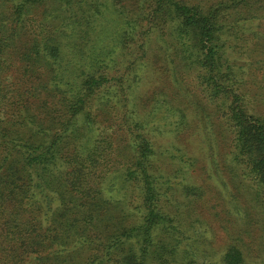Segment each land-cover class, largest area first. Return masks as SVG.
Masks as SVG:
<instances>
[{"label":"trees","instance_id":"trees-1","mask_svg":"<svg viewBox=\"0 0 264 264\" xmlns=\"http://www.w3.org/2000/svg\"><path fill=\"white\" fill-rule=\"evenodd\" d=\"M0 1L3 3L0 8V177L8 178L0 182V264H74L62 259V250L66 251V245L76 238L77 244H90L105 251L108 259L113 254V264H148V259L159 264H176L174 259L167 260L164 252L167 250L170 257L174 256L170 244L172 238L175 241L177 238L175 231L165 227L167 213L160 208L157 177L150 172L153 152L149 140L142 134L133 138L134 152L124 159L113 129L104 127L102 132L83 134L81 127L73 125L82 116L87 126L93 125L97 116L90 114L94 98L109 99L112 84L107 82L115 77L105 69L113 60L108 53L110 43L114 42L113 47L120 42L128 45L126 53H136L141 48L144 54L149 50L143 26L137 28L131 20L133 17L125 24L132 36L144 37V40L135 39L137 48H130L128 41H113L112 36L108 44L99 45L96 41L90 49L93 52L82 57L87 67L81 71L78 61L74 62L76 54L64 57V46L61 51L60 45L52 40L66 31L77 35L85 25L73 20L68 22L69 28L53 22L48 26L44 17L32 12L35 7H42L45 0ZM56 1L62 4V0ZM142 1L150 13L148 21L166 29L164 35H171L170 51L191 58L202 86L214 101L223 105L219 109L231 134L233 159L242 165L264 196V62L256 67L263 60L251 58L250 74H247L229 59L228 50V42L236 39V35L240 36L238 39L244 36L247 41L250 39L241 32L245 24L253 19L264 20V0ZM78 7L82 9L83 4ZM80 17H84V10ZM163 42L168 41L163 39ZM246 76L251 78L248 84L253 83L254 89L246 85ZM50 123L65 126L55 127L53 134L70 128L69 134L59 137L57 142L49 138L34 139L49 136L48 131L54 128ZM18 127L30 132L29 137L13 136ZM86 140L91 142L85 145ZM119 155L122 159H117ZM62 169L64 182L94 204L92 222L101 186L112 176L122 177L129 190L138 188L141 219L135 224L117 226L106 236L88 234L86 227L76 234L70 233L75 230V223L55 222V217L50 215L48 196L44 189L39 190L41 182L38 184L35 178L43 174L41 181L49 186V173L60 176ZM40 214L46 219L44 225L38 222ZM89 215L90 210L84 214L75 212L74 219L87 225ZM62 225L67 226L63 231ZM97 235L95 241L89 240ZM157 238L164 240L163 243L155 242ZM223 262L243 264L241 249L230 245Z\"/></svg>","mask_w":264,"mask_h":264},{"label":"rangeland","instance_id":"rangeland-1","mask_svg":"<svg viewBox=\"0 0 264 264\" xmlns=\"http://www.w3.org/2000/svg\"><path fill=\"white\" fill-rule=\"evenodd\" d=\"M79 4H83L82 9ZM83 10L84 17H80ZM32 12L39 18L44 17L48 26L53 22L69 28L68 22L73 20L85 25L77 35L66 31L52 40L60 45L61 51L64 46V57L76 54L74 62L78 61L81 71L87 67L82 57L93 52L90 49L96 41L99 45L108 44L112 36L113 41H128L130 48H137L136 38H148L149 50L144 54L141 48L136 53H126L128 45L123 46L121 42L117 47H113L114 42L109 44L111 51L108 53L113 60L105 69L115 75L107 82L112 84L109 99L94 98L90 114L97 116L94 124L89 125L90 129L83 116L76 118L73 125L81 127L83 134H96L104 127L113 129L124 159L134 152L133 138L142 134L149 140L153 152L150 172L157 177L160 208L167 213L165 227L175 231L177 238L176 241L172 238L170 244L171 251L175 250L174 256L170 257L164 250L166 259H174L176 264H224L227 248L237 245L243 254V264H264V196L242 165L233 159L231 134L219 109L223 105L214 101L202 86L191 58L170 51L171 35H164L166 29L148 21L150 13L143 1L62 0L61 4L45 0L42 7H35ZM131 17L137 28L143 26L144 37L128 33L130 29L125 24ZM47 28L56 30V27ZM57 29L64 30L63 27ZM241 32L250 39L247 41L245 36L238 39L240 36L236 35V39L230 40L229 59L241 66V71L250 74L251 58L262 59L255 66H263L264 20L253 19ZM245 79L246 85L254 89L253 83L248 84L251 78L246 76ZM50 126L54 128L48 131L49 136H35L34 139L49 138L57 142L59 137L69 134L70 128L53 134L55 127L64 129V125L50 123ZM20 134L28 138L30 132L18 127L17 133L12 135L19 138ZM120 155L117 159H122ZM59 171L60 176L49 173V186L42 183L43 174L35 178L38 184L41 182L39 190L44 189L48 196L50 215L55 217V222L75 223V230L70 233L76 234L86 227L88 234L95 232L106 236L117 226L135 224L141 219L138 188L129 190L122 177L112 176L101 186L92 222L94 204L64 182L65 170ZM5 180L8 178L0 177V182ZM87 210H90L87 225L74 219L75 212L84 214ZM45 221L40 214L38 222L44 225ZM65 228L67 226L62 225V231ZM163 235L161 233L160 237ZM95 238L98 239V235L89 240L95 241ZM76 240L66 245V251L62 250V259L67 258V263L115 262L113 254L112 259H108L105 251L96 250L90 244H77ZM163 241L161 238L155 240L159 245ZM148 264L159 263L148 259Z\"/></svg>","mask_w":264,"mask_h":264}]
</instances>
